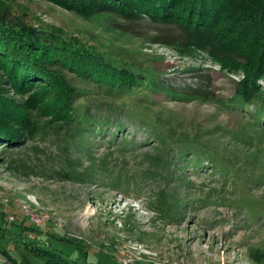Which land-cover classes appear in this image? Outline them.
I'll use <instances>...</instances> for the list:
<instances>
[{"label": "rangeland", "instance_id": "374dc122", "mask_svg": "<svg viewBox=\"0 0 264 264\" xmlns=\"http://www.w3.org/2000/svg\"><path fill=\"white\" fill-rule=\"evenodd\" d=\"M0 5L12 23L77 39L179 92L144 86L107 97L66 71L77 94L68 104L72 90L58 79L33 77L18 89L2 73L0 111L20 124L14 143L0 141V223L7 219L0 264H36L29 244L86 264H264V106L239 103L243 73L153 43L172 28L147 19L82 16L51 0ZM192 89L211 95L197 98ZM107 118L111 126L95 135L92 125ZM153 129L169 143L150 139ZM187 145L194 153L181 157L176 150Z\"/></svg>", "mask_w": 264, "mask_h": 264}, {"label": "trees", "instance_id": "16d2710c", "mask_svg": "<svg viewBox=\"0 0 264 264\" xmlns=\"http://www.w3.org/2000/svg\"><path fill=\"white\" fill-rule=\"evenodd\" d=\"M51 1L82 16L105 13L118 15L129 23L147 19L158 25L169 26L172 31L168 35L152 36L153 43L168 47L175 46L184 57L201 52L224 70L238 75L243 73L242 80L236 83L239 103L256 107L260 103L264 106V89L258 84L259 81H264V7L261 0L260 2L243 0L240 4L238 0ZM123 29L133 32L130 28ZM51 68L56 70L57 74H48ZM66 71L93 81L107 97L133 93L138 87L144 86L154 91L161 90L171 96L179 94L163 82L147 83L145 76L115 64L106 56L81 44L77 39H65L56 32L12 23L5 14L0 13V75L5 73L8 81L14 83L16 87L22 86L24 82L32 83L33 77L47 79V76H42L48 75L54 81L58 79L60 84L66 83L65 87L71 88H69L72 90L70 101H66L71 104L77 94L73 93L74 89L63 78V73L65 74ZM3 80L4 78L1 77V81ZM191 91L197 98L211 95L210 92L201 89ZM188 96L190 97V94ZM262 109L264 111V108ZM129 117H133L132 114ZM0 120L9 122L8 126H0L2 132L0 141L12 140L14 143L17 138L16 136L11 138L10 134L17 131V122L20 124V118L11 115L10 111L1 110ZM110 126V118H107L103 125H92L95 135L101 134ZM112 126L123 133L126 124L117 121ZM150 139L163 147L169 143L168 137L156 129L150 132ZM126 142L123 140V143ZM134 151L135 149L130 150L131 153ZM176 151L181 157L189 152L194 153L192 146L189 145L184 148L179 147ZM204 152L207 153L206 148ZM198 162L202 160L198 159ZM161 163L164 164L165 161L161 160ZM1 214L5 216L4 212ZM3 223L4 225L0 227V247L6 239L2 230L7 219L0 224ZM62 240L65 241V238ZM72 246L78 253L83 251L76 244L72 243ZM27 247L37 258L36 264H86L55 248L49 249L31 244Z\"/></svg>", "mask_w": 264, "mask_h": 264}]
</instances>
